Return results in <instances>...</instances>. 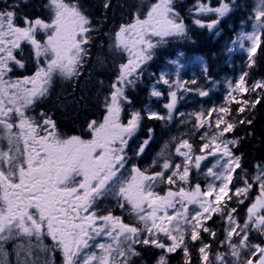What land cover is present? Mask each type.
<instances>
[{
    "label": "snow or ice",
    "instance_id": "1",
    "mask_svg": "<svg viewBox=\"0 0 264 264\" xmlns=\"http://www.w3.org/2000/svg\"><path fill=\"white\" fill-rule=\"evenodd\" d=\"M22 3L27 0H0V264H57V254L60 264H136L144 247L158 250L154 264H171L176 254L182 264H194V249L199 264H264V163L249 173L237 154L244 137L232 135L252 124L248 117L264 102V77L249 82L250 71H244L227 80L222 104L187 114L196 131L204 129L198 151L189 139L173 136L142 169L134 157L145 153L155 130L149 127L135 150L131 143L144 120L171 122L180 92L210 95L196 79L173 80L162 71L149 95L159 99L157 85L168 87L165 112L126 108L129 90L143 82L156 51L189 38L176 0H150L142 13L137 9L129 22L105 33L120 60L101 118L87 123V137L62 132L53 115L36 109L57 80L79 86L100 29L80 0H42L43 14L34 17L19 14ZM240 7L248 5L195 0L188 14L195 27L219 36L221 23ZM102 8L106 13L111 0H103ZM247 22L252 30L232 43L239 42L251 70L258 50L264 51V0H254ZM29 59L31 74H17L27 71ZM168 64L180 72L179 59ZM207 72L205 66L206 80ZM209 157L214 163L201 172ZM193 168L203 175V186L193 183ZM105 200L114 206L101 210Z\"/></svg>",
    "mask_w": 264,
    "mask_h": 264
},
{
    "label": "trees",
    "instance_id": "2",
    "mask_svg": "<svg viewBox=\"0 0 264 264\" xmlns=\"http://www.w3.org/2000/svg\"><path fill=\"white\" fill-rule=\"evenodd\" d=\"M137 1H144V5L150 2V0H130V4H135ZM240 5L247 4V10L240 7L238 10L233 12L228 18H226L220 25L221 35L217 36L215 32H210L207 29H200L192 24L191 17L188 14L189 8L195 3V0H176V7L182 16L185 18L186 24L189 26V38L186 40L174 39L161 47L156 51V54L152 61L147 65V69L143 76V82L139 84L134 90L130 89L128 95L131 99L130 108L141 110L145 102L146 97H149V101L152 107H154L158 112L164 113L163 108L164 103H166L168 98V87L165 85H160L158 88L163 92V96L159 99L151 97L148 93L147 81L150 78V73L160 74L162 71L168 70V72L173 71V67L168 64L170 59H173L180 53H182V60L186 58L199 57L203 63H192V65H187L182 71L183 79L182 81H191L196 79L199 82V86L210 90V95L205 98H198L195 93H183L180 92L181 97L175 109V112L179 114L176 117L173 114V119L171 122L162 121H149L144 120L141 131L138 133L139 137L142 139L147 136V129L149 127L153 128L154 136L153 139L145 151L144 157L147 158L153 154L161 144H163L165 138L177 129L176 123L179 118H189L190 120L178 127V133L176 135L177 140L180 138L189 139L198 151L201 144L200 135L204 131H196L193 127L194 117H189L187 114L196 111L198 107H203L206 111L210 106H219L224 102L221 98L223 92L226 88L227 80H235L242 72L250 71L249 82L252 80L260 79L264 77V51L258 50L256 56V66L249 70L247 65L246 53H229L228 48L230 42L235 38L239 29L249 27L251 22L248 21V17L252 12V1L251 0H238ZM31 4V14L29 17H34L36 15H41L39 4L42 0H27V3H22L21 8L17 11L21 16L26 15L25 11L27 4ZM215 3V0H212ZM98 10V8L96 7ZM95 8L86 10L88 15L91 17L94 26L107 27L108 23L114 24L117 27L121 23L129 22L133 10L125 12L123 15L118 16L116 14L104 15L97 14ZM99 9H102L100 5ZM98 12V11H97ZM143 12V6L141 13ZM108 13V12H106ZM105 13V14H106ZM28 16V15H27ZM106 16V19L104 18ZM22 23L21 21H18ZM242 22H247L242 26ZM101 27V28H102ZM208 69L207 75L208 80L205 79L204 68ZM172 75V73H171ZM215 81V83H211ZM190 88L197 87L196 85H187ZM154 99L159 100L158 103L154 102ZM201 102V104L196 106V101ZM233 108L236 105H232ZM184 113L181 116L179 112ZM252 120V124L248 127L241 126L237 128L235 133L232 135L238 137H244L241 141L238 155H242L243 166L248 169L249 173L254 171V166L258 163H264V102L257 105L254 112L248 117ZM176 127V129H175ZM257 191L252 193V196L256 194ZM247 204V202H246ZM239 213L241 219L245 215V206L239 207ZM216 223L212 226L216 228L218 233L222 238V224L218 217H214ZM212 224V222H209ZM207 239V237H206ZM256 239V238H255ZM254 239V240H255ZM141 252V257L137 258L136 264H154V258L158 255V250L151 247H144L139 249ZM216 251V245L213 243V252ZM182 254H176L170 257L171 264H182L181 261ZM193 261L194 264H199L198 253L193 250ZM154 261V262H153Z\"/></svg>",
    "mask_w": 264,
    "mask_h": 264
},
{
    "label": "flooded vegetation",
    "instance_id": "3",
    "mask_svg": "<svg viewBox=\"0 0 264 264\" xmlns=\"http://www.w3.org/2000/svg\"><path fill=\"white\" fill-rule=\"evenodd\" d=\"M117 0H111V8L114 6L112 5L114 2ZM81 4L83 5L86 10L91 9V8H98V12L95 11L97 14H110L109 10L107 11L108 13L105 14L104 9H99L100 5H102L103 0H101L100 4H94V0H80ZM97 2V0H96ZM41 4H39L40 6ZM40 13L43 14V11L40 7ZM26 15L31 14V4H27V8L25 11ZM108 28L105 27V31ZM102 30V29H101ZM103 39L105 42L104 37L100 35H95L93 38V44L90 48L91 55L92 52L94 51L95 44L96 42H100V40ZM27 53V49H26ZM113 60V59H112ZM103 62L104 66L103 68L98 66V63ZM34 70V66L31 63L30 59L27 64V71L24 73H17L19 75L23 74H31V72ZM99 70V71H98ZM116 68H114L113 63L110 61L104 62L102 59L100 61L95 60L92 62H88L85 65V73L84 76L81 78L79 86L73 89L71 84L62 81V80H57L52 92L50 98L40 104L38 108L36 109V112L39 113L41 109L48 111L49 114L53 115L61 129L62 132L68 133V134H81L83 133L85 137H87V132H86V127L87 123L93 119H100L101 118V113L103 112V100L104 96L108 91L109 85L114 79V74H115ZM159 75L156 74V76H149L147 81V87H148V93L150 92L151 86L155 84L156 78ZM102 82V83H101ZM67 84L65 88L63 89V85L60 84ZM160 85H157L159 87ZM70 90L75 91L73 92V95L71 96L73 100L76 102V105L73 106H62V105H57L56 102L59 103H66L64 98L68 97V93ZM83 97V98H82ZM149 97H146L145 102L143 104V107L141 110L145 109L146 106H150L152 110L157 111L154 107L151 106ZM155 103H158L159 100L154 99ZM126 108H130L129 105H126ZM143 139L137 135V137L132 141L131 143V149L135 150V148L138 146V144L142 141ZM145 154H143L138 160L134 157V162L138 163L139 166L143 169L147 166H145L146 163L150 161L151 157H144ZM114 206V201L112 200H105L101 202V210H106L109 207ZM115 214L116 215H121L120 209L116 208L115 209ZM124 219L126 222L131 223L132 220L131 218L127 215L124 214ZM46 243L50 244V240H46ZM10 247V246H9ZM60 256L59 254L56 255V261L57 264H60ZM156 257L153 259L155 261ZM153 261V262H154Z\"/></svg>",
    "mask_w": 264,
    "mask_h": 264
},
{
    "label": "rangeland",
    "instance_id": "4",
    "mask_svg": "<svg viewBox=\"0 0 264 264\" xmlns=\"http://www.w3.org/2000/svg\"><path fill=\"white\" fill-rule=\"evenodd\" d=\"M252 1V3L254 2V0H251ZM101 3V0H97V2H96V0H94V4H100ZM131 2H130V0H117L116 2H114L112 5L114 6L113 8H110L109 9V15H112V14H116V15H118V16H121V15H123L125 12H127V11H129V10H133L134 12H136L137 11V9H139L140 11L142 10V6H143V10L146 8V6H147V4L146 5H144V1H137V3H135V4H130ZM85 10H86V8H85ZM97 27H99V29H100V32H99V35L102 37H104V39H105V42H104V40L103 39H101L100 40V42H96V44L94 45L95 46V48H94V51L92 52V55H91V57L88 59V62H92V61H95V60H98V61H100L101 59L104 61V62H107V61H110L111 63H113V65H114V68H116V64L118 63V61L120 60V57L117 55V54H114L113 52H112V50L110 49V47H109V35H106L105 33H108V34H110L111 32H112V30L114 29V28H116L115 27V25L113 24H110V23H108V25H107V30L105 31L104 29V27H102V26H97ZM102 27V28H101ZM118 27V26H117ZM102 29V30H101ZM252 29H251V23H250V25H249V27L246 29L245 27H242L241 29H239V31H238V33H237V35L235 36V38L233 39V40H236L237 39V36H238V34L241 32V31H245V32H250ZM232 40V41H233ZM232 41L230 42V45H229V48H231L232 49V51H230L229 53H245L243 50H241V48H240V46H239V42H237L236 44H233L232 43ZM245 43H247V42H245ZM228 48V49H229ZM113 59V60H112ZM173 59H179L180 60V62H181V64H182V67H181V69H180V72L177 74V73H175V71H174V69H173V71L171 72L172 73V75H171V78L173 79V80H176L177 78H179L180 80H182L183 79V75H182V73H181V71L187 66V65H192V63L194 64L195 62L196 63H201L202 64V62H201V59L199 58V57H192V58H186L185 60H182V56L181 55H177L176 57H174ZM98 66L101 68H103V66H104V64H103V62H100V63H98ZM99 71V70H98ZM165 71H168V70H165ZM60 85H63L64 87H63V89L65 88V86H67V84H65V83H63V84H60ZM73 92H75V91H72V90H70V92L68 93V97L67 98H64V100L66 101V103H59V102H56V104L57 105H62V106H71V104H73V106H75L76 105V102L73 100V98L71 97L72 95H73ZM184 93V92H183ZM225 94H226V88H225V91L223 92V94H222V96H221V98L222 99H225ZM197 97L198 98H201V97H199L198 95H197ZM168 99V98H167ZM194 101H196V106H198V104L200 105L201 104V102H198L197 100H194ZM167 102V101H166ZM209 108H211V106L209 107ZM209 108H207L206 110H208ZM201 109H203L204 110V108L203 107H198L197 109H196V111H199V110H201ZM183 112V110L181 111V112H179V113H182ZM174 115L176 116V117H178L179 116V114H177L176 112H175V110H174ZM190 119L189 118H186V117H184V118H179V120L177 121V123H176V126H177V129H176V127H175V131L174 132H171V134L169 135V136H167L166 138H165V140H164V142H163V144H161V145H159L160 147L159 148H157L156 149V151L153 153V154H151L149 157H151L150 158V161L148 162V163H146L145 164V166H150L151 164H152V162H153V160L154 159H157V153L161 150V147L164 145V143H165V141H168L171 137H176V135H177V131L179 130L178 129V127L179 126H181V125H185V123H182V121H189ZM187 123V122H186ZM174 150V144L172 145V147L169 149V151H173ZM177 159H179V158H177ZM214 163V158H212V157H209L207 160H205V161H203L202 162V165H201V172H204V171H206V169L208 168V167H210V166H212V164ZM192 178H193V183H195V182H197V181H199L200 183H201V185L203 186V184H204V177H203V175H197V172H196V170L193 168V170H192ZM158 190H160V189H158ZM256 194H258V192H256ZM255 194V195H256ZM254 195V196H255ZM253 196V197H254ZM132 220V219H131ZM133 222V221H132ZM256 238V236H255V234L253 235V239H255ZM262 239H264V238H262Z\"/></svg>",
    "mask_w": 264,
    "mask_h": 264
}]
</instances>
